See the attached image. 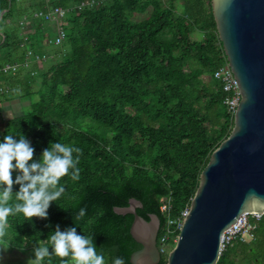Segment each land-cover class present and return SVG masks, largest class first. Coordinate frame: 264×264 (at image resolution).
Instances as JSON below:
<instances>
[{
  "label": "trees",
  "instance_id": "obj_1",
  "mask_svg": "<svg viewBox=\"0 0 264 264\" xmlns=\"http://www.w3.org/2000/svg\"><path fill=\"white\" fill-rule=\"evenodd\" d=\"M175 1L0 0V66L31 59L14 72L0 71L7 90L0 103L15 95L26 102L0 127V142L6 135L24 136L34 161L52 143L81 149L73 153L79 155V179H71V169L61 178L65 191L50 204L47 219L9 216L0 243L34 259L36 247L47 245L51 252L48 238L57 226L75 227L93 236L106 264L115 257L131 264V252L141 247L130 234L133 215L117 214L114 206L140 200L139 215L160 219L157 239L168 219H179L189 208L199 174L230 133L233 118L213 76L225 55L210 0H181L179 11ZM52 5L66 10L59 44L48 42L57 34L56 22L33 15ZM149 8L146 18H133ZM196 31L199 39L192 37ZM18 191L14 184L13 193ZM80 208L87 214L77 221ZM249 222L251 238L226 245L216 264H242L236 253L264 264V213L259 219L250 214ZM174 244L169 239L157 264H166ZM24 260L2 264H27ZM53 264L61 258L54 257Z\"/></svg>",
  "mask_w": 264,
  "mask_h": 264
},
{
  "label": "water",
  "instance_id": "obj_2",
  "mask_svg": "<svg viewBox=\"0 0 264 264\" xmlns=\"http://www.w3.org/2000/svg\"><path fill=\"white\" fill-rule=\"evenodd\" d=\"M226 61L241 93L233 126L199 174L174 246L166 264H216L221 239L241 214L264 213V0H210ZM2 12L0 13V17ZM142 207L132 197L117 214H132V238L141 245L129 261L157 264L160 219L136 212Z\"/></svg>",
  "mask_w": 264,
  "mask_h": 264
},
{
  "label": "clouds",
  "instance_id": "obj_3",
  "mask_svg": "<svg viewBox=\"0 0 264 264\" xmlns=\"http://www.w3.org/2000/svg\"><path fill=\"white\" fill-rule=\"evenodd\" d=\"M81 149L60 142L50 144L43 150L39 161H34V148L22 135L17 138L6 135L0 142V239L5 237L9 216L23 214L24 217L47 219L50 204L64 193L60 185L62 177L69 175L78 180ZM18 173L13 179V172ZM19 191L13 193V185ZM86 209L80 208L75 219L81 220ZM51 252L47 245L33 249L34 259L27 264H53V258H61V264H106L105 255L98 252L93 236L78 234L75 227L61 231L59 226L49 236ZM142 264V257H136ZM112 264H125L122 257H115Z\"/></svg>",
  "mask_w": 264,
  "mask_h": 264
},
{
  "label": "built area",
  "instance_id": "obj_4",
  "mask_svg": "<svg viewBox=\"0 0 264 264\" xmlns=\"http://www.w3.org/2000/svg\"><path fill=\"white\" fill-rule=\"evenodd\" d=\"M47 3L49 0H45ZM85 2H81L78 5V8H81L83 5H85ZM66 10L59 6V5H52L45 9H38L36 10L33 15L36 18H40L45 21H54L59 26V29L57 31L56 35L48 36V42L52 44H59L61 40L63 39L65 35V31L62 29V23L63 19L65 17ZM24 20H21V23H23ZM29 57H32V50H28L27 52ZM34 59L39 60V55H34ZM31 59H24L22 62H13V63H6L2 66H0V71L7 73V72H14L19 67L27 66L30 63ZM214 78L220 81L222 85V90L225 93L223 104L225 105L227 112L230 114V116L233 118L234 112L236 111V108L240 102L241 99V93L237 86V82L235 79V76L229 67L226 58L224 59L223 63L220 64L213 72ZM6 87L3 85H0V94L6 92ZM162 211L168 210L167 204L161 205ZM188 209H185L181 213V217L179 219H168V221L165 223L164 227V233L157 239V245L160 250V252H165L168 250V241L169 239H173L176 241V238H174L173 234L176 230H178L181 226L182 220L184 216L186 215ZM249 215L250 213H244L239 216V218L234 222L227 230L224 231L221 239V251L226 247V245L231 244L235 239L239 240H245L246 237L252 236V229L253 226L249 222ZM256 219H259L262 214L259 213H251ZM175 224V226H172Z\"/></svg>",
  "mask_w": 264,
  "mask_h": 264
},
{
  "label": "rangeland",
  "instance_id": "obj_5",
  "mask_svg": "<svg viewBox=\"0 0 264 264\" xmlns=\"http://www.w3.org/2000/svg\"><path fill=\"white\" fill-rule=\"evenodd\" d=\"M159 1H161L165 5H168V3H169V0H159ZM175 7H176V10H178V11L182 9L181 0L175 1ZM149 12H150V8L145 12H141V13L136 12L134 14L133 18L137 19V20L144 19L149 15ZM192 37L195 39H199L201 37V34L198 31H196L193 33ZM250 238L251 237L248 236V237H246L245 240H248ZM24 259H27V260H24ZM29 259H33V258H31V255L29 253L27 254L26 252H23L17 248H9L7 246V244L0 243V264L6 263V262H16L18 260H24L27 263V261ZM234 259H235V261L241 262L242 264H253V263L249 262L248 260H245L243 258L242 253H236L234 255Z\"/></svg>",
  "mask_w": 264,
  "mask_h": 264
},
{
  "label": "crops",
  "instance_id": "obj_6",
  "mask_svg": "<svg viewBox=\"0 0 264 264\" xmlns=\"http://www.w3.org/2000/svg\"><path fill=\"white\" fill-rule=\"evenodd\" d=\"M26 102L15 96L2 98L0 103V127L11 117L21 113Z\"/></svg>",
  "mask_w": 264,
  "mask_h": 264
}]
</instances>
